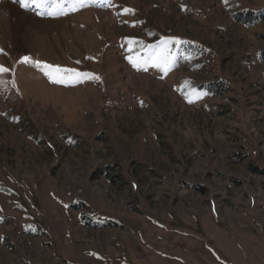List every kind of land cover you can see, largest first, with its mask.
<instances>
[{"label":"rangeland","instance_id":"rangeland-1","mask_svg":"<svg viewBox=\"0 0 264 264\" xmlns=\"http://www.w3.org/2000/svg\"><path fill=\"white\" fill-rule=\"evenodd\" d=\"M45 1L0 0V264H264V0Z\"/></svg>","mask_w":264,"mask_h":264},{"label":"bare ground","instance_id":"bare-ground-1","mask_svg":"<svg viewBox=\"0 0 264 264\" xmlns=\"http://www.w3.org/2000/svg\"><path fill=\"white\" fill-rule=\"evenodd\" d=\"M6 8V10H4ZM1 11H4V13H7L8 19L11 20L14 18L15 23H13L12 25H10L11 27V32H10V36L14 38V40L20 38V36H26L27 38V34L29 33H34V34H39L40 31H38L37 27L38 24H40V21L34 20L32 19L30 16L27 15H23L20 11H18L17 9H15L13 6H8V5H4L3 8L0 9V17H1ZM9 20H7V23L9 22ZM0 31L5 32V35L8 36V33L3 29L2 25L3 22L0 21ZM26 25H28L27 27H25ZM64 37V36H63ZM10 40V39H9ZM34 42V41H33ZM21 43V42H18ZM71 50V49H70ZM67 52H69L66 49ZM42 82V80L37 79V82ZM40 84V83H38ZM45 85V84H43ZM42 86V85H41ZM45 87V86H44Z\"/></svg>","mask_w":264,"mask_h":264},{"label":"snow or ice","instance_id":"snow-or-ice-1","mask_svg":"<svg viewBox=\"0 0 264 264\" xmlns=\"http://www.w3.org/2000/svg\"><path fill=\"white\" fill-rule=\"evenodd\" d=\"M28 0H19V3L21 6H25ZM41 2H45V0H41ZM55 2H58V0H55ZM77 2H80V0H77ZM225 3H227V0H225ZM62 11V9H61ZM127 11V10H126ZM172 40H175V38H171ZM2 51V50H0ZM29 58L24 57V60L27 61ZM41 62H35V66L41 70L44 71V74L48 76L49 81L51 83H57V84H64V86H69L65 81L66 80H73V81H80L82 79H85L89 76H92L93 79L99 80L100 78L98 76H95L94 74L90 73H81L78 72L75 69H61L59 66H51V65H44L43 68L40 67ZM158 66V65H157ZM45 69L52 70L55 69L57 73L58 78H54L51 71H46ZM11 70L4 67L3 65H0V74L10 72ZM191 103L192 101L189 100Z\"/></svg>","mask_w":264,"mask_h":264},{"label":"trees","instance_id":"trees-1","mask_svg":"<svg viewBox=\"0 0 264 264\" xmlns=\"http://www.w3.org/2000/svg\"><path fill=\"white\" fill-rule=\"evenodd\" d=\"M236 22L246 26L252 27L264 21V10L262 12H245L240 13L235 18Z\"/></svg>","mask_w":264,"mask_h":264}]
</instances>
